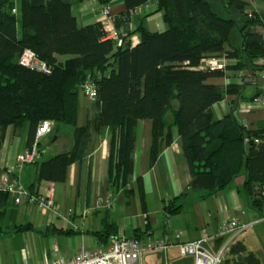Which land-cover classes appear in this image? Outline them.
Instances as JSON below:
<instances>
[{"label":"trees","instance_id":"16d2710c","mask_svg":"<svg viewBox=\"0 0 264 264\" xmlns=\"http://www.w3.org/2000/svg\"><path fill=\"white\" fill-rule=\"evenodd\" d=\"M147 1L123 0L124 10L111 19L121 41L117 45L105 39L100 22L79 26L67 0H0V134L7 126L26 124L29 147L42 121L72 127L70 149L33 164L36 180L61 183L67 167L84 156L91 131L106 127L110 141L107 187L130 194L137 121L151 122L149 164L170 144L175 127L191 175L188 192L212 195L244 174L242 189L251 206L264 211V130H248L230 116L213 120L210 107L231 87L207 84L222 71L200 68L202 59L212 57L236 59V68L264 58V38L254 30L256 14L248 18L245 3L227 0L223 3L227 10L234 9L242 17L238 26L232 13L221 16L210 0H159L150 15L160 14L166 29L149 32L140 23L130 31L133 10ZM235 28L237 44L231 41ZM133 33L139 41L131 47ZM25 50L45 63L48 72L19 63ZM60 56L68 57L59 61ZM86 81L94 83L96 95L92 113L80 126L79 95ZM173 101L178 103L176 109H172ZM136 193L143 204L140 177ZM165 209L173 214L180 207L169 204ZM107 228L114 230V225ZM146 233L147 229L134 230L133 237L143 238ZM227 254L237 256L233 264H262L240 243L229 245L222 263L229 264Z\"/></svg>","mask_w":264,"mask_h":264},{"label":"crops","instance_id":"0c3cea01","mask_svg":"<svg viewBox=\"0 0 264 264\" xmlns=\"http://www.w3.org/2000/svg\"><path fill=\"white\" fill-rule=\"evenodd\" d=\"M71 3V12L79 26L92 22H100L104 28L119 12L124 10L123 0H110L106 5L97 0H85ZM227 0H210L213 8L221 15L235 17L238 26L242 17L234 9L223 5ZM245 3L246 10H252L258 22L254 30L264 28V0H237ZM142 12L133 14L129 23L130 31H134L141 23L149 32H163L166 24L160 14ZM113 26V25H112ZM232 43L239 42L237 28L232 34ZM139 35L133 33L129 37L130 46H135ZM25 50L18 62L28 58ZM224 57V56H221ZM62 61L60 57H57ZM225 58L226 66L221 75L209 78L206 83L231 91L210 107L213 120L230 116L235 122L244 125L248 130H264V102L258 100L264 92V66L256 62L247 63L236 68V59ZM28 60V59H27ZM229 66V67H228ZM79 113L80 126L85 124L92 113V100L80 94ZM90 101V103L88 102ZM178 103L172 102V109ZM78 113V121H79ZM170 116V112L167 114ZM52 130V129H51ZM51 131L43 137V140ZM172 141L163 146L154 160L149 164V146L151 141V122L138 120L135 127V146L133 150V174L129 188L130 194L124 190L113 192L107 187L109 174L110 141L106 127L91 131L87 149L78 162L71 163L66 170V178L61 183L36 180L35 165H24L16 168L15 176L26 189L40 194H50L61 207V217L52 213L39 211L34 205L15 204L11 197L0 196V264H44L56 257H67L75 254L82 247L93 249L106 246L113 237H133L134 230H145L143 238L156 236L164 242H175L174 233H179L180 242H190L203 236H215L219 224L224 219L237 218L250 224L249 228L239 234L232 242L240 243L264 264V211L254 209L244 193V174L238 175L226 188L212 195L206 192H188L191 180L186 158L182 151V143L175 127L171 129ZM28 138V126L13 128L7 126L0 134V175L8 165L15 163L16 157L25 151ZM42 142V141H41ZM73 143V132L63 147L53 151L54 156L70 149ZM39 162L44 158L40 147ZM141 178L143 188V204L136 193V179ZM98 197L110 199V207H95ZM179 206L177 213L168 214L165 206ZM90 209L89 214L81 216L82 211ZM75 210L76 214L67 218V212ZM72 224L82 226L75 231ZM114 225L107 228V225ZM26 226L27 228H23ZM108 230V231H107ZM106 232H108L106 234ZM96 233H101L98 237ZM105 233V234H104ZM230 237L205 240L202 245L215 252ZM230 244V245H231ZM236 255H226L229 264H233ZM242 256V255H241ZM191 255H182L176 246L164 252H146L140 255L139 264H193ZM225 264V262H223ZM228 264V263H227Z\"/></svg>","mask_w":264,"mask_h":264},{"label":"built area","instance_id":"2783aa9c","mask_svg":"<svg viewBox=\"0 0 264 264\" xmlns=\"http://www.w3.org/2000/svg\"><path fill=\"white\" fill-rule=\"evenodd\" d=\"M159 0H149L143 5L135 8L133 14H139L142 12H152L158 4ZM253 0H249L248 3H252ZM248 18L253 17L252 10H246ZM264 38V28L258 30ZM105 39L113 40L120 45L121 41L117 39L116 32L111 22L105 27ZM28 58H23L20 63L40 70L42 72H48V67L45 63L39 61L31 51ZM28 59V60H27ZM259 66H264V58H259L255 61ZM226 62L224 57H212L208 59H202L200 68H204L210 71H223L225 69ZM264 75V74H262ZM80 93L87 99L93 100L96 95V88L93 82L86 81L80 89ZM259 101L264 102V92L259 96ZM53 126V122L50 120L42 121L38 124L34 139L29 147L24 152L16 157L13 165H8L0 175V193L7 194L12 198L15 204L27 203L34 205L37 210L52 213L57 217H61V207L54 201L50 194H40L30 191L23 187L16 178V168H20L24 165H32L40 158L39 141L46 136ZM255 142H258L256 139ZM264 196V190L261 192ZM97 207H110L111 202L107 197H98L95 200ZM90 209L82 211L81 216L89 214ZM76 214L75 210H69L67 212V218ZM264 221V218H261ZM250 224L242 222L237 218L224 219L217 229L215 236H203L198 240L190 242H180L179 233H174L175 242H164L158 239L156 236L149 238H135V237H113L111 241L103 247H96L93 249H86L82 247L72 256L56 257L51 260H47L44 264H139L140 255L146 252H164L169 247L176 246L182 255H191L194 258L193 264H221L223 256L231 242L242 232L249 228ZM72 228L75 231H81L82 226L72 224ZM229 234L230 237L226 240L215 252L206 249L202 243L205 240L223 237Z\"/></svg>","mask_w":264,"mask_h":264},{"label":"rangeland","instance_id":"374dc122","mask_svg":"<svg viewBox=\"0 0 264 264\" xmlns=\"http://www.w3.org/2000/svg\"><path fill=\"white\" fill-rule=\"evenodd\" d=\"M221 16L228 17L229 14L222 13ZM68 56H60L61 60L66 59ZM82 97L79 95V100H81ZM90 103V101H88ZM81 121V115L79 113V121L78 124H80ZM51 133L43 140V138L40 139V147L44 151L42 159L49 158L53 151L57 150L58 148L63 147L65 142L71 138L73 128L67 125L63 124H56L53 125L51 128ZM42 141V142H41ZM138 197V196H137ZM223 264V263H221Z\"/></svg>","mask_w":264,"mask_h":264}]
</instances>
